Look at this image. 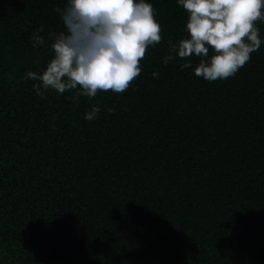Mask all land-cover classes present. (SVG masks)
I'll return each instance as SVG.
<instances>
[{
	"label": "trees",
	"instance_id": "trees-1",
	"mask_svg": "<svg viewBox=\"0 0 264 264\" xmlns=\"http://www.w3.org/2000/svg\"><path fill=\"white\" fill-rule=\"evenodd\" d=\"M145 2L161 41L139 76L74 99L79 85L41 96L27 76L53 58L67 0H0V264H264V8L259 49L208 81L169 52L189 13Z\"/></svg>",
	"mask_w": 264,
	"mask_h": 264
},
{
	"label": "clouds",
	"instance_id": "clouds-1",
	"mask_svg": "<svg viewBox=\"0 0 264 264\" xmlns=\"http://www.w3.org/2000/svg\"><path fill=\"white\" fill-rule=\"evenodd\" d=\"M178 4L189 13V38L171 44L169 52L181 58L200 57L196 76L226 79L259 49L261 39L254 24L262 18L264 0H178ZM55 11L66 31L55 35L54 56L43 73L27 74L40 82L33 87L41 96V87L62 94L77 85L81 91L74 99L81 95L91 99L98 91L122 93L139 76L148 46L161 41L160 25L145 0H67L64 8ZM37 32L43 33L44 27ZM31 39L34 47L45 42L39 34ZM209 46L214 51L211 57ZM172 59L169 55L163 62ZM187 67L190 61L182 65ZM99 112L93 105L85 118L94 120Z\"/></svg>",
	"mask_w": 264,
	"mask_h": 264
}]
</instances>
